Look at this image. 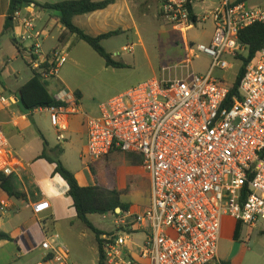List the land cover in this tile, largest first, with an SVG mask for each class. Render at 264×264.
Returning <instances> with one entry per match:
<instances>
[{
  "label": "built area",
  "instance_id": "1",
  "mask_svg": "<svg viewBox=\"0 0 264 264\" xmlns=\"http://www.w3.org/2000/svg\"><path fill=\"white\" fill-rule=\"evenodd\" d=\"M196 2L159 0L160 16L186 35L200 23ZM35 6L16 13L17 39L28 44V66L55 79L67 56L54 50L44 57L49 33L36 22L30 10ZM209 20L211 42L197 46L213 59L206 76L191 67L194 45L189 43L185 65L164 68L161 77L113 97L101 105L99 117L85 116V157L91 163L113 152L138 154L151 180L147 210L113 214L115 228L101 236L105 264H214L227 218L251 229L264 222V48L247 64L233 101H228L231 87L214 76L217 70L231 69L233 62L242 66L239 56L247 49L240 32L264 23V7L222 0L206 11L201 23ZM57 99L65 106L41 110L48 112L58 141L64 143L70 117L78 114L77 101L66 91ZM13 160L0 125V176L14 174ZM48 209L47 202L33 206L35 214ZM140 233L143 239L136 241ZM42 249L53 254L55 263L67 264L70 249L65 243L48 237Z\"/></svg>",
  "mask_w": 264,
  "mask_h": 264
},
{
  "label": "rangeland",
  "instance_id": "2",
  "mask_svg": "<svg viewBox=\"0 0 264 264\" xmlns=\"http://www.w3.org/2000/svg\"><path fill=\"white\" fill-rule=\"evenodd\" d=\"M221 2L222 0H197L194 10L200 18V23L192 26L186 35L182 31L175 30L165 20L161 19L160 6L157 3L153 8H148L147 11L144 10V7L140 8V17L149 16L145 20L142 18L138 19L141 40L131 34L128 36L112 37L102 42L104 49L107 52L110 50L114 60L122 63L124 68L108 67L105 60L91 46L84 41L75 40L70 47L65 49L67 60L60 69L59 81L56 80L57 82L53 81L49 83L50 92L57 98L59 92L62 91L74 95L75 92L80 91L82 98L78 105L80 113L77 115V119L83 122L85 116L99 117L101 115V105L113 97L136 86L138 83L154 77H161L164 68L180 64L185 65L188 59L187 46L189 43L194 45L191 47L194 50L191 53L192 56H190L192 61L191 67L198 75L206 76L211 69L213 59L197 51V46L200 44L208 45L211 42L214 28L211 20L201 23V19L207 10L218 7ZM246 2L250 8L264 7V0H247ZM146 13L147 15L142 16ZM53 14L55 12L46 11L42 20L44 22L49 21ZM45 30L51 35L50 39L43 46L47 50L58 45L61 31L59 27L55 28L53 26V21L48 23ZM68 35L71 37L70 33ZM25 44L23 45L25 46ZM130 45H134L133 53L123 52L122 54H117L122 51L124 46ZM181 49L184 51L182 60L181 57L173 55V51ZM240 68V62H233L231 69L224 72L217 70L214 76L223 80L229 87H232ZM173 73L175 74L176 72L174 71ZM31 77L32 69L28 66L27 62L21 58L17 61L13 59L9 66L5 68L4 74L0 78V85L16 88L27 83ZM71 125L74 126L72 122ZM44 130L51 143L59 144L57 141L58 131L52 127L50 120L45 124ZM65 134L68 143H70L69 131ZM63 145L67 150L66 162L76 169V171H80L81 180L85 187L94 186L95 180L90 168H85L78 156L72 157L73 151L70 149L71 145H68L67 142ZM108 166H110L109 170H107ZM131 167L133 166L126 160L124 155H115L109 163L106 165L101 164L98 168L99 180L108 187L112 183L116 184L127 178L126 183L122 185L123 201L131 205L132 212H143L149 208L151 203L150 176L149 173L143 170L142 166L136 169H131ZM90 220L100 231L109 232L115 228L113 214L106 216L92 215L90 216ZM80 226V228L86 230L87 234L82 241H71L74 244V251L72 250V246H68L70 256L73 257L74 255L86 264H97L99 251L96 236L84 225ZM48 228L49 237L52 235L54 237V229L50 223ZM234 229L235 225L232 220L225 222L222 232L223 236H221L219 242L218 260L214 264L224 262L230 264H264V222H260L257 228L254 229L242 226L240 251L229 261L235 241L231 243L228 239L232 237ZM57 239L64 242L62 238ZM142 239L143 235L141 233L135 236L136 241H141ZM78 243H82L83 250L81 247H78ZM36 262L34 260L32 264H36Z\"/></svg>",
  "mask_w": 264,
  "mask_h": 264
},
{
  "label": "crops",
  "instance_id": "3",
  "mask_svg": "<svg viewBox=\"0 0 264 264\" xmlns=\"http://www.w3.org/2000/svg\"><path fill=\"white\" fill-rule=\"evenodd\" d=\"M31 1L36 6H45L76 0ZM95 1L102 2L106 0ZM156 3L160 6L159 0H114V3L105 9L75 17L74 24L86 34L94 37L121 30L122 34L118 36L133 34L135 37L140 38L138 19L142 18L145 20V18L148 19L149 17L147 13L142 15H147L146 17H140V8L144 7V10L147 11L148 8H153ZM36 6L35 8H30V10L34 11V16L37 19L39 27L46 29L48 23L53 21V26L55 28L59 27L61 31L58 45L47 50L43 47L44 57H47L54 50L61 49L65 51V49L77 40L76 35L71 33V37L68 35L69 32L62 26L56 13L53 16L51 15L49 21L44 22L42 18L46 10ZM9 7L10 0H0V68L2 70V76L11 60L13 61L14 59L17 61L21 58L27 62L26 48L17 39L18 26L15 24L11 32L4 34V26L8 17ZM50 37L51 35H49L45 42ZM14 40L17 41L20 51L14 43ZM126 47L131 49L129 51L130 53H133L134 45H130L124 46L122 51L117 54H122ZM108 52L112 55L110 50ZM183 52L182 49L176 50L173 51V55L175 57H181L182 60ZM56 80L59 81V76L55 79H49L48 83ZM22 86L11 88L0 85V125L9 139L10 148L14 157L13 164L15 172L11 178L13 179L16 191L24 195L23 199L11 198L0 188V230L10 234L14 239L12 242L0 240V264H32L34 260L37 261L36 264H57L52 258H49L50 254L42 249V244L49 237V223L52 225L54 229L53 234L55 235L54 237L53 235L50 237L56 240H58L57 238H62L67 246H72L73 251L74 244L71 241H82L87 232L80 228V225L84 224L78 219V215L73 206V200L69 195L67 183L60 175L55 174L54 165L46 160L38 159L44 151L43 137L51 148L58 145L62 146L64 149L61 157L63 164L75 174L80 185L83 187L85 185L81 180L80 171H76L65 160L67 150L63 144L67 142L68 145H71L70 149L73 151L72 157L78 156L85 168H90V165L94 163H91L85 157L87 150V130L84 125V120L82 122L77 119V115L80 113L78 110L79 104L77 103L78 114L71 115L69 121L68 131L71 142L68 143V140H66L64 143H60L57 135L59 144H53L44 130L45 124L50 120L48 112L41 109L33 112L24 111L20 104L19 93ZM71 122L74 126L71 125ZM98 165L100 167L101 163ZM136 168L134 166L131 167V169ZM123 180L116 184L112 183L108 187L101 183L100 180L99 183L105 188L115 187L122 192V185L126 183L127 178ZM41 202H47L49 209L43 213L35 214L33 206ZM2 203H5L6 206L2 207ZM228 220L231 219L227 218L225 222ZM233 224L236 228L237 222L233 221ZM234 233L235 229L232 237L228 239L231 243L234 241ZM77 245L83 250L82 243H78ZM98 262L99 258L97 264ZM67 264L86 263L73 255V257H69Z\"/></svg>",
  "mask_w": 264,
  "mask_h": 264
},
{
  "label": "trees",
  "instance_id": "4",
  "mask_svg": "<svg viewBox=\"0 0 264 264\" xmlns=\"http://www.w3.org/2000/svg\"><path fill=\"white\" fill-rule=\"evenodd\" d=\"M247 0H239V2H246ZM114 3V0H106L102 2H96L95 0H76L63 2L54 5L37 6L46 11H53L58 15L59 21L62 26L71 34L76 35L77 39L84 41L91 48L96 51L106 62L108 67L124 68V65L114 60L113 56L108 53L102 46V42L110 39L114 36L122 34L121 30L102 34L94 37L86 34L82 29L78 28L74 24V18L80 15L89 14L98 10H102ZM34 4L31 0H10V7L8 17L4 26V34L9 33L14 28V18L16 13L22 11L29 5ZM196 20L195 16H192ZM240 42L246 47L247 53L244 56H239L242 61V66L237 75L234 85L231 87L228 101H233L234 98L239 95L240 83L245 75L246 66L251 62L259 52L264 48V23L254 24L245 30L240 32ZM14 43L20 51V47L17 41ZM2 76V70L0 68V78ZM20 104L24 111L33 112L39 109H45L49 107L65 106V103L61 102L52 94L49 90L48 79L45 76L35 70H32L31 79L24 84L20 90ZM77 103L79 104L82 93L80 91L75 92ZM44 141V151L38 158L46 160L50 164L55 166V174L60 175L69 187V195L73 200V206L78 215V219L96 236L99 250V262L98 264H105L104 256L101 249V236L104 231H100L91 222L90 216L101 215L106 216L108 214H116V211L120 209L122 212L131 210V205L123 201V193L115 187L105 188L99 183V163L106 165L109 163L113 156L124 155L126 160L134 167H140L143 165L142 157L138 154H132L129 152H113L100 162H96L90 165L91 173L95 179V185L91 187H83L80 185L75 174L70 171L62 162L61 157L64 153V149L61 145L51 148L49 143ZM109 165V164H108ZM108 166L107 170H109ZM0 188L7 193L11 198L23 199L24 195L16 191L13 179L11 177L0 176ZM241 224L237 223L234 233V241L241 243ZM1 241H14L10 234L0 230ZM49 258L53 259V254L49 255ZM230 264V263H221Z\"/></svg>",
  "mask_w": 264,
  "mask_h": 264
},
{
  "label": "water",
  "instance_id": "5",
  "mask_svg": "<svg viewBox=\"0 0 264 264\" xmlns=\"http://www.w3.org/2000/svg\"><path fill=\"white\" fill-rule=\"evenodd\" d=\"M241 248V243L240 242H235L232 248V252L229 258V261L232 260L240 251Z\"/></svg>",
  "mask_w": 264,
  "mask_h": 264
}]
</instances>
